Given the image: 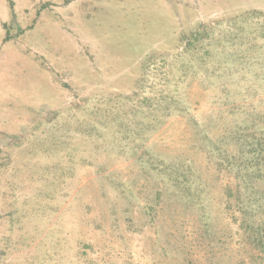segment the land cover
<instances>
[{"label": "rangeland", "instance_id": "374dc122", "mask_svg": "<svg viewBox=\"0 0 264 264\" xmlns=\"http://www.w3.org/2000/svg\"><path fill=\"white\" fill-rule=\"evenodd\" d=\"M252 134L264 0H0V264H264L215 152Z\"/></svg>", "mask_w": 264, "mask_h": 264}, {"label": "trees", "instance_id": "16d2710c", "mask_svg": "<svg viewBox=\"0 0 264 264\" xmlns=\"http://www.w3.org/2000/svg\"><path fill=\"white\" fill-rule=\"evenodd\" d=\"M203 29V28H202ZM202 29H197L191 35L190 44L195 46L198 38L204 36ZM191 45H188L191 47ZM188 68V67H187ZM185 73L187 71L182 69ZM261 130V129H259ZM262 137L256 135H243L239 139H242L243 143L239 145V150L236 153L225 151L217 152V159L219 165L235 174L237 182L238 199L241 200L240 214L242 216L241 227L245 229L247 233H250V237L264 251V234L261 229L264 226V220L256 221L254 219L256 210H259L264 206V134ZM183 164H172L169 172L165 173L169 177L168 181H172L174 186L181 188L185 187L188 182L189 174L176 172L179 166ZM161 175L162 172H159ZM243 183V186L241 185ZM260 183V184H259ZM188 184V183H187ZM187 192L182 194H191V189L185 187ZM243 196V199H242Z\"/></svg>", "mask_w": 264, "mask_h": 264}]
</instances>
